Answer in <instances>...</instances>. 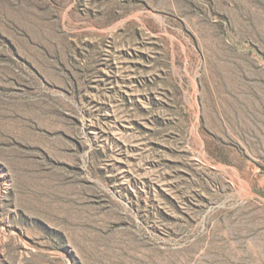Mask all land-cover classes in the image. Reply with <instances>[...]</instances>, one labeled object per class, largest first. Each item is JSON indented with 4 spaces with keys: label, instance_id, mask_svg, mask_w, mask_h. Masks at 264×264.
<instances>
[{
    "label": "rangeland",
    "instance_id": "1",
    "mask_svg": "<svg viewBox=\"0 0 264 264\" xmlns=\"http://www.w3.org/2000/svg\"><path fill=\"white\" fill-rule=\"evenodd\" d=\"M0 264H264V0H0Z\"/></svg>",
    "mask_w": 264,
    "mask_h": 264
}]
</instances>
